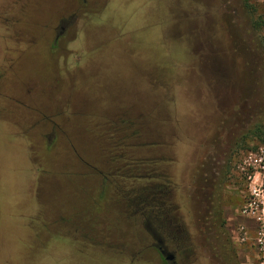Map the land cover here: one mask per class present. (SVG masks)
Instances as JSON below:
<instances>
[{"label": "rangeland", "instance_id": "rangeland-1", "mask_svg": "<svg viewBox=\"0 0 264 264\" xmlns=\"http://www.w3.org/2000/svg\"><path fill=\"white\" fill-rule=\"evenodd\" d=\"M54 1L66 0H0V116L11 118L9 106H24L8 95L14 77L28 70L44 82L59 78L60 86L73 75V92L81 94L75 101L58 98L55 83L49 98L33 99L61 110L58 120L76 109L153 111L162 122L144 123L143 133L162 144L168 161L161 165L172 183L168 205L189 234L190 253L165 241L176 255L165 260L151 232L130 228L134 215L114 196L98 210L86 179L81 190L71 183L74 195H62L70 178L49 179L40 199L49 208L56 201L70 207L72 196L74 206L63 216L46 211L43 227L42 216L19 206L30 195L22 181L31 172L38 177L39 168L16 154L17 147L28 154L27 139L12 128L0 129V157L11 165L3 173L9 183L0 177V264H264V140L250 133L264 124V31L252 28L245 0H74V12L54 9ZM248 1L264 9V0ZM61 20L67 25L59 31ZM27 42H36L29 66L11 62L12 47ZM63 123L76 136L83 122ZM37 124L24 131L38 157L52 129ZM61 147L49 157H69ZM1 165L0 159V174ZM216 187L234 259L220 255L223 236L211 227L207 199Z\"/></svg>", "mask_w": 264, "mask_h": 264}, {"label": "trees", "instance_id": "trees-1", "mask_svg": "<svg viewBox=\"0 0 264 264\" xmlns=\"http://www.w3.org/2000/svg\"><path fill=\"white\" fill-rule=\"evenodd\" d=\"M245 6L248 9L252 28L256 31H264V9L258 11L257 4L249 3L248 0H245ZM61 22L63 23L59 25V31L62 30L61 26L64 29L67 25L65 20ZM262 85L264 92V60ZM132 114L126 108L106 109L96 113L86 111L76 114L65 113L66 121L76 117L82 120L83 123L78 125V136L77 134L72 136L73 132L67 130L68 126L64 127V123L63 126L61 125L64 119L51 120L50 116L40 112L36 114V118L39 116L41 121L48 120L53 124L51 132L45 137L44 158L50 162L53 159L49 157L50 151L55 150L59 143H62L63 152L71 151L73 155V157H61V160L56 157L60 160L57 173L64 177L63 180L67 181L69 166L73 165L76 171L72 172L74 176L71 183L81 190L88 187L84 179L88 180L89 187L94 188L96 192L94 204L99 211L106 208L108 199L114 196L116 205L127 215H134L133 226L130 228L135 230L137 227H142L150 232L149 230L155 228L152 221L155 212L158 209L170 208L167 196L172 183L161 165L168 161L159 152L158 148L162 144L143 133L144 123L150 120H154L153 123L162 121H158L159 117L153 111H141L138 116ZM250 133L264 140V124H257ZM35 154L32 149V157H37ZM70 158L72 162H69ZM51 171H47L48 174H53ZM75 179L77 180L74 182ZM220 197L219 188L216 187L207 199L208 213L215 222L211 227L215 228V235L223 236V240L219 243L220 255L223 258L234 259L230 238L224 230Z\"/></svg>", "mask_w": 264, "mask_h": 264}, {"label": "crops", "instance_id": "crops-1", "mask_svg": "<svg viewBox=\"0 0 264 264\" xmlns=\"http://www.w3.org/2000/svg\"><path fill=\"white\" fill-rule=\"evenodd\" d=\"M76 2H79V1L76 0ZM73 3H74V0H68V1L66 0V1H62V2L54 1V5L52 7H55L54 9H56L58 5H61L59 8L62 9L63 11L74 12L75 6L73 5ZM78 5H79V3H78ZM50 15L51 14H48L46 16L49 17ZM51 16L53 17L54 15H51ZM34 43L36 44V42H31V43L27 42L26 44H24V46L17 45L16 47H12L14 57L13 58L10 57L12 60L11 62L17 60L18 62L20 61V65H21V63H24L26 66H29V60H28L27 55L30 51L33 50L34 47L32 45ZM15 45H16V43H15ZM47 46L49 47V49L52 50L51 43L47 44ZM10 58H9V60H10ZM26 75H27L26 77L28 79L20 73H18L16 75L17 78L14 77L15 78L14 81L17 83V85L13 86L14 95H13V93H9V95H8L9 97H12L13 101L14 100L19 101V99L22 98L24 100L23 101L24 106L17 105V104L9 106L8 111L12 117L11 118H9V117L3 118L2 116H0L1 117L0 122L4 123V126L0 125V129L5 130V129H12L13 128L14 130L20 131L21 134L24 135L25 138L27 139L26 140L27 144L25 143V145L27 148L26 150H28L27 151L28 154L25 151L20 150L19 147H17V149H16V154L20 155V157H22V161H23V157H25L27 165H29L30 162H32L34 165H36L39 168V172H38V177H37L36 172H31V173H29L28 178L22 181L23 189L27 193L30 192V195L26 194L24 199L23 198L21 199L19 206H21L25 210L28 209V210H30V212H32V213L35 212V213H37V215L42 216L41 221L44 224L41 223V225L43 227H45V224L47 222L44 219V217L47 215L46 211H48V213H49L50 211L57 210L58 212L61 213L60 215L63 216L65 214V211L72 210L71 207L74 206V204H73L74 200L71 196L70 207H68V206L66 207V204L64 201H63V203H62V201H56V202H58V205H57V203L56 204L51 203L52 208H49L48 203H45L46 201H43L40 199V197H39L40 194H45L43 190L46 189L47 183L49 182L50 178H52L53 181L54 180L57 181L60 178L61 179L64 178L57 173L59 171V165H60L61 157H59L60 160L56 159V157H53V159L50 162H48L44 157H32V147H31L32 140L29 139L30 136L27 133H25L24 130L27 128H30L31 130L35 129L34 124H36V123H39V124H37V126H35L36 129L41 128V127H47L48 123L50 124V128L51 129L53 128L52 121L47 120L46 122H43V121H41L39 116H37V118H36V114L39 112L43 113L44 115L50 116V118L52 120L53 118L57 119L58 113H60L61 110H57V109H55V110L50 109L49 110V106H46V107L40 106L41 105L40 103H37L36 101L33 100L37 93L41 94L42 97L46 93L47 98H49V95L47 94V90L50 89V87H49L50 83L56 84V94L58 95L57 96L58 98L60 95L63 96L65 94L64 96H66V98L71 97V99H74V101H75V98H79L81 96V94L76 95L73 92L74 88H73V84L71 82L73 75H71V77L68 79L69 81L66 85L62 84L61 86H60L59 78L51 80L49 82H44L40 78L30 77L29 70H28V73ZM28 81H32V82H28ZM55 84L52 85L51 88H54ZM70 87H72L71 92H69L67 94L66 92L68 91V88H70ZM10 89H11V87H10ZM56 94L54 93V96H56ZM83 95L86 96L85 94H83ZM81 111L91 112L89 110H81ZM72 112H74V111H72ZM78 112H80V110L76 109L75 114ZM24 113H28L29 118H27V119L23 118L22 114H24ZM36 119L39 122H37ZM73 119L74 118L71 119L72 122H73ZM28 120H29L30 124H29V127H26ZM74 120H79V117H76ZM61 125L63 126V124H61ZM76 134H77V136L79 135V127L78 126L76 127ZM72 136H74L73 133H72ZM60 144L62 145V143H60ZM66 156L73 157L71 151L66 152ZM0 159L2 160V165H1V172L2 173L0 174V177L2 178V182L5 183V182H7V178L5 180V178L3 177L5 175H3V173L5 171H8L9 168L11 167V165H10V161H9L8 157H0ZM69 162H72L71 158L69 159ZM69 167H70L69 168L70 172H69L68 177H67V178H70L68 180L69 185H65V182H63V180H62V182L64 184L63 185L64 187L61 188V190H63L62 195L63 194L74 195V187L71 184V179H73V176H74L72 172H74L76 170L73 168V165H70ZM49 170H52L51 172H53V174H48L47 171H49ZM7 183H9V182H7ZM8 185L11 186V184H8ZM70 186H72V187H70ZM75 189H78V188L75 187ZM91 189L94 191V194H95L94 188H91ZM52 194L55 196L60 195L61 191L59 188L53 187ZM68 200H69V198H68ZM53 202H55V201H53ZM76 203L79 204V201L76 200ZM77 204H75L76 207H77ZM55 205H57V206H55Z\"/></svg>", "mask_w": 264, "mask_h": 264}, {"label": "flooded vegetation", "instance_id": "flooded-vegetation-1", "mask_svg": "<svg viewBox=\"0 0 264 264\" xmlns=\"http://www.w3.org/2000/svg\"><path fill=\"white\" fill-rule=\"evenodd\" d=\"M63 29V26H61ZM154 229L149 230L156 238L157 244H155L160 255L166 260V257L170 259L167 261L173 262L175 254L169 251V246H173L176 251H187V256L190 253V237L188 232L186 233L182 228L181 223L174 219L171 215V208L158 209L153 217ZM168 242L169 246H167ZM187 246V248H186ZM186 248V249H185Z\"/></svg>", "mask_w": 264, "mask_h": 264}, {"label": "water", "instance_id": "water-1", "mask_svg": "<svg viewBox=\"0 0 264 264\" xmlns=\"http://www.w3.org/2000/svg\"><path fill=\"white\" fill-rule=\"evenodd\" d=\"M170 258L169 257H166V260H169Z\"/></svg>", "mask_w": 264, "mask_h": 264}, {"label": "built area", "instance_id": "built-area-1", "mask_svg": "<svg viewBox=\"0 0 264 264\" xmlns=\"http://www.w3.org/2000/svg\"><path fill=\"white\" fill-rule=\"evenodd\" d=\"M255 190V189H254ZM253 190V193H255V191Z\"/></svg>", "mask_w": 264, "mask_h": 264}]
</instances>
